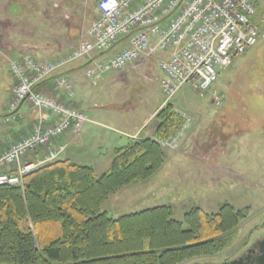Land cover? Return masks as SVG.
Instances as JSON below:
<instances>
[{
	"label": "rangeland",
	"instance_id": "1",
	"mask_svg": "<svg viewBox=\"0 0 264 264\" xmlns=\"http://www.w3.org/2000/svg\"><path fill=\"white\" fill-rule=\"evenodd\" d=\"M62 2L27 0L25 14L30 17L22 22L24 26L14 28L23 34L26 52L32 55L37 51L43 52V59L48 60L54 45H61L50 39L54 37L53 31L69 24L71 19L77 20V17L71 16L72 12L67 10L61 12L56 20L49 19L43 13L51 7L61 9ZM40 6L43 7L42 17L46 19L43 20L46 23L43 27L37 26L38 23L34 21L35 9ZM253 22L259 29L258 42L221 70L209 90L200 94L184 85L167 101L180 115L182 123L173 132L177 137L176 147H162L164 161L159 170L145 180L119 189L102 205V210L112 217H118L166 204L173 208V216L179 221L183 219L184 212L194 206L208 213L216 211L223 202L236 208H247L244 219L231 232L232 241L223 250L211 256L193 257L179 264L209 262L233 255L249 230L264 220V2H260ZM85 28L84 25L78 28L77 40ZM15 31L12 29L9 35L14 36V42H17L19 35ZM41 40L43 42L40 44ZM120 74L118 70L109 69L95 85L102 92L101 101L120 107V110L110 112L108 119H131L137 127L145 121L144 125H147L151 120L147 118L164 101L158 83L140 69L128 73L123 79H117ZM154 122H157L155 116ZM2 126L9 124L2 122ZM150 126L151 123L147 129ZM93 127L108 139L116 135L101 126ZM113 154L107 156L104 163L106 168ZM92 158L75 156L72 161L90 164ZM97 172H101L100 169Z\"/></svg>",
	"mask_w": 264,
	"mask_h": 264
},
{
	"label": "trees",
	"instance_id": "2",
	"mask_svg": "<svg viewBox=\"0 0 264 264\" xmlns=\"http://www.w3.org/2000/svg\"><path fill=\"white\" fill-rule=\"evenodd\" d=\"M155 118V139L116 148L101 174L57 158L26 173L22 186L0 185V264H179L223 250L247 208L223 202L208 213L194 206L180 221L166 204L118 217L102 210L110 195L162 166L156 139L177 130L182 118L170 103Z\"/></svg>",
	"mask_w": 264,
	"mask_h": 264
},
{
	"label": "built area",
	"instance_id": "3",
	"mask_svg": "<svg viewBox=\"0 0 264 264\" xmlns=\"http://www.w3.org/2000/svg\"><path fill=\"white\" fill-rule=\"evenodd\" d=\"M262 1L95 0L98 17L79 34L75 47L64 56L36 60L27 53L20 59L8 58L15 81L8 110L15 111L27 97L37 120L28 134L0 152V185L22 186L26 173L55 159L62 147L48 151L36 163H21L24 155L47 146L70 127H80L89 121L84 111L69 102L34 91L36 83L95 52L110 49L119 38L130 34L127 44L108 62L94 60L84 70L92 84L96 85L106 70H123L139 59L156 57L165 101L184 85L202 93L209 90L219 72L236 56L258 42L259 29L252 18L257 3ZM163 52H168V56L160 57ZM54 84L71 99L72 85L66 77H56ZM176 138L171 134L158 142L162 147L174 149Z\"/></svg>",
	"mask_w": 264,
	"mask_h": 264
},
{
	"label": "crops",
	"instance_id": "4",
	"mask_svg": "<svg viewBox=\"0 0 264 264\" xmlns=\"http://www.w3.org/2000/svg\"><path fill=\"white\" fill-rule=\"evenodd\" d=\"M62 1L64 3L62 2L63 7H61V9L51 7L48 11H44V13L42 6L35 9L37 13L34 17V21L35 23H38L37 26L39 27H43L42 25L46 24L43 21L45 19L42 17L43 14L44 16H49V19L56 20L61 12L64 13L67 10L72 12L71 16L75 15V17H77V20L71 19L69 24H64V26L59 28L58 31L57 29L53 31L54 37H50V39L55 41V43L56 41L61 43V45L59 47L54 45L49 54L50 56L48 60H55L73 49L77 43L78 28L82 25L87 27L98 16L94 0ZM16 4L17 6H15ZM26 7L27 0H0V45L2 44L5 46H2V50H0V117H2V120L0 121V152L7 148V146L13 141L26 135L37 119V113L32 109L29 102L24 100L15 113V116L9 121L5 120V117L8 116V104L12 98L13 87L15 85L10 70L6 64L7 57L20 58L24 53H28L25 51L23 34H20L19 30L18 32L14 30V28H20L22 25L24 26L22 22L26 20L27 17H30L25 14ZM20 11H23V15L20 14ZM12 29L19 35L17 42H14V36L9 35ZM126 40L118 42L113 50L101 54L95 53L93 57L104 62L109 61L114 52L125 46L127 43ZM39 42L41 44L43 41L41 40ZM5 43L10 44V46L8 45L7 47ZM14 44L16 45L14 46ZM32 56L38 60H45L43 59L44 53L40 51L35 52V55ZM159 56L167 57L168 52L160 53ZM88 61L89 60L85 59L80 60L73 63L62 72L72 83L74 96L71 99L67 98L63 88L58 87L52 82L49 84L48 82L51 80L39 84L36 87V90L48 93L52 96L58 97L62 101L71 103L75 108L84 111L90 118V122L83 123L79 128L72 127L64 131L62 136L52 140L47 147L39 149L34 153H28L25 158H23V161L27 160L28 162H36L49 150H55L62 146L63 148L58 154L59 159H68L73 162L72 158L75 156H92V162L88 165L93 166L97 174H101L107 170L106 164L104 163L109 153H114L116 148L123 146L129 140H132L133 138H131V136L137 135V138L156 137L155 129L157 122H154V116L158 109L164 106L163 102L160 103L147 118V120L151 119V126L148 129L147 127L150 123L144 125L145 121L137 127V124L131 119L125 120L123 118L113 117L109 120L108 115H110V112L120 110V107L115 103L101 101L100 96H102V92L101 90L96 89L98 84L96 86L92 85L84 75L83 67ZM136 69H140L145 75H151L158 83L160 89L162 72L157 65L156 57L139 59L133 62L124 70L119 71L121 74L117 76V79L125 78L128 73H133ZM148 71H151V73H148ZM104 72L100 74V80ZM90 85L93 88H91ZM107 121H110L112 124H107ZM2 122L9 124V126L3 127ZM93 126H101L111 130L116 135L111 139H108L107 137L101 136ZM97 169H100L101 172H97ZM114 195L109 196L107 200Z\"/></svg>",
	"mask_w": 264,
	"mask_h": 264
},
{
	"label": "flooded vegetation",
	"instance_id": "5",
	"mask_svg": "<svg viewBox=\"0 0 264 264\" xmlns=\"http://www.w3.org/2000/svg\"><path fill=\"white\" fill-rule=\"evenodd\" d=\"M260 230L257 234L255 231ZM264 258V220L259 226L249 230L238 250L231 256L209 261L212 264L234 262V264H260L259 259ZM264 260H262L263 262Z\"/></svg>",
	"mask_w": 264,
	"mask_h": 264
},
{
	"label": "water",
	"instance_id": "6",
	"mask_svg": "<svg viewBox=\"0 0 264 264\" xmlns=\"http://www.w3.org/2000/svg\"><path fill=\"white\" fill-rule=\"evenodd\" d=\"M132 32H134V31H132ZM131 32V33H132ZM130 34H128V35H126L125 37H123L122 39H120L119 41H117V43L118 42H120V41H122V40H124V39H126L128 36H129ZM114 47V45L110 48V49H112ZM103 52H106V51H102V52H99L98 54H101V53H103ZM97 54V55H98ZM93 59H95V57H92L85 65H84V67L85 66H87ZM263 62H264V53H263ZM83 67V68H84ZM62 75H64L63 73H59V74H55V75H51V76H49V77H47V78H45V79H43L42 81H40V82H38L34 87H33V89H35L39 84H41V83H43V82H46V81H49V80H52V79H54L55 77H58V76H62ZM25 99H23V101H24ZM22 101V102H23ZM22 102H21V104H22ZM260 261H259V263L260 264H264V261L262 262V260H264V258H262L261 257V259H259ZM196 264H212L211 262H202V263H196ZM223 264H228V263H223ZM230 264H234V262L232 261V262H230Z\"/></svg>",
	"mask_w": 264,
	"mask_h": 264
}]
</instances>
